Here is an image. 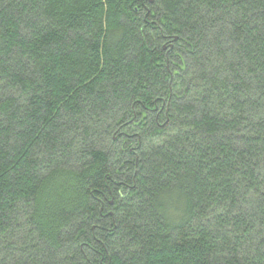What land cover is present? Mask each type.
Listing matches in <instances>:
<instances>
[{
    "label": "trees",
    "instance_id": "trees-1",
    "mask_svg": "<svg viewBox=\"0 0 264 264\" xmlns=\"http://www.w3.org/2000/svg\"><path fill=\"white\" fill-rule=\"evenodd\" d=\"M0 264H264V0H0Z\"/></svg>",
    "mask_w": 264,
    "mask_h": 264
}]
</instances>
